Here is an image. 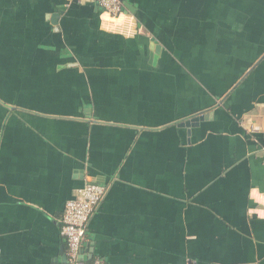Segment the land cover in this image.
Wrapping results in <instances>:
<instances>
[{"label":"crops","instance_id":"crops-1","mask_svg":"<svg viewBox=\"0 0 264 264\" xmlns=\"http://www.w3.org/2000/svg\"><path fill=\"white\" fill-rule=\"evenodd\" d=\"M121 2L0 0V264H264V0Z\"/></svg>","mask_w":264,"mask_h":264},{"label":"built area","instance_id":"built-area-1","mask_svg":"<svg viewBox=\"0 0 264 264\" xmlns=\"http://www.w3.org/2000/svg\"><path fill=\"white\" fill-rule=\"evenodd\" d=\"M83 1V0H77ZM100 9L110 16L122 13L121 0H93ZM105 195L102 185L87 183L80 188L76 196L69 200L61 217L60 234L66 242L67 264H84L80 251L86 238L88 224ZM88 264H106L102 259L94 258Z\"/></svg>","mask_w":264,"mask_h":264},{"label":"water","instance_id":"water-1","mask_svg":"<svg viewBox=\"0 0 264 264\" xmlns=\"http://www.w3.org/2000/svg\"><path fill=\"white\" fill-rule=\"evenodd\" d=\"M199 120H202V118L199 117V118L193 119V120H191L190 122H187L185 125H186V126H190V125L193 126V125L196 124ZM65 261H66V258H63V259L61 260L62 263H65Z\"/></svg>","mask_w":264,"mask_h":264}]
</instances>
